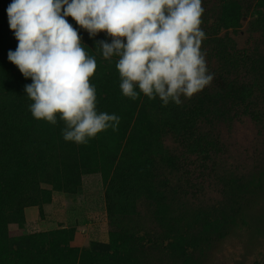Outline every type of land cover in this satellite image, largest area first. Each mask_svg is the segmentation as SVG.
Returning a JSON list of instances; mask_svg holds the SVG:
<instances>
[{
	"label": "rangeland",
	"instance_id": "rangeland-1",
	"mask_svg": "<svg viewBox=\"0 0 264 264\" xmlns=\"http://www.w3.org/2000/svg\"><path fill=\"white\" fill-rule=\"evenodd\" d=\"M11 2L0 0V264H264V179L243 188L264 174V128L249 117L264 110V0H203L214 79L179 106L123 97L115 58L95 50L110 38L69 17L97 60L98 111L120 117L79 146L29 111L31 80L7 60ZM214 155L224 162L207 176Z\"/></svg>",
	"mask_w": 264,
	"mask_h": 264
},
{
	"label": "clouds",
	"instance_id": "clouds-1",
	"mask_svg": "<svg viewBox=\"0 0 264 264\" xmlns=\"http://www.w3.org/2000/svg\"><path fill=\"white\" fill-rule=\"evenodd\" d=\"M203 0H12L6 9L17 41L7 60L24 79L29 111L37 121L63 124L62 138L87 145L99 134L116 131L120 117L98 111L90 83L97 60L81 43L77 28L94 38L96 49L119 75L121 95H141L162 106L181 105L210 86L201 27Z\"/></svg>",
	"mask_w": 264,
	"mask_h": 264
},
{
	"label": "trees",
	"instance_id": "trees-1",
	"mask_svg": "<svg viewBox=\"0 0 264 264\" xmlns=\"http://www.w3.org/2000/svg\"><path fill=\"white\" fill-rule=\"evenodd\" d=\"M230 88V87H229ZM230 91L232 92V94H236V91L233 89V90H231L230 89ZM250 92H251V90L250 89H245L244 90V92H242L241 93V91H240V95L243 97H241L240 96V99H239V101H243V100H245V102H246V97H247V102L249 103H252V100H249V96H250ZM242 98V99H241ZM194 108V110L192 111V112H194L195 110H197L198 111V108H200L199 106H194L193 107ZM264 110H259L258 112H257V115L256 114H254L253 112H251L250 113V115H249V117H250V119L252 120V122L253 123H255L258 127H263L264 128V118L262 117V113L261 112H263ZM260 136V138L259 139H261L263 142H264V134H260L259 135ZM211 143H209L207 146H212V145H210ZM206 146V147H207ZM197 153V152H196ZM195 153V154H196ZM198 154V153H197ZM209 154V153H208ZM194 156V158H195V160H194V162H196L197 161V159H198V157L196 156V155H194V154H192V157ZM206 157L208 156V155H205ZM191 157V158H192ZM214 158L217 160L216 162L217 163H211V167L210 168H205L206 170H207V176H209L210 174H213L214 175V173H215V171H216V169H217V171L219 170V168L221 167V166H218L217 167V165L218 164H220L221 162H224V160L223 159H219L216 155H214ZM210 161H211V158H210ZM221 161V162H220ZM201 162V161H200ZM215 164H216V168H214V166H215ZM205 166V165H204ZM216 171V172H217ZM263 179H264V174L261 172V173H256L254 176H252V179H251V182L250 183H248V185L247 186H243V188H247L249 185H254V184H263L262 183V181H263Z\"/></svg>",
	"mask_w": 264,
	"mask_h": 264
},
{
	"label": "crops",
	"instance_id": "crops-1",
	"mask_svg": "<svg viewBox=\"0 0 264 264\" xmlns=\"http://www.w3.org/2000/svg\"><path fill=\"white\" fill-rule=\"evenodd\" d=\"M38 212L37 211H34V210H29L26 212V221L28 222H34L36 220H38Z\"/></svg>",
	"mask_w": 264,
	"mask_h": 264
}]
</instances>
